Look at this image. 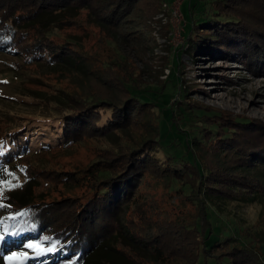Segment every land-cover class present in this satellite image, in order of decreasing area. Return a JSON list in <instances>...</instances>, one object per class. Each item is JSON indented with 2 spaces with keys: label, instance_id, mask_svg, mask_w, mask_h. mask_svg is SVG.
<instances>
[{
  "label": "trees",
  "instance_id": "16d2710c",
  "mask_svg": "<svg viewBox=\"0 0 264 264\" xmlns=\"http://www.w3.org/2000/svg\"><path fill=\"white\" fill-rule=\"evenodd\" d=\"M140 1L0 0V73L15 74L33 66L54 73L71 70L90 81L83 54L53 37L63 26H73L83 11L90 24L111 34L132 20ZM179 10L185 25L183 44L175 48L171 61L170 77L176 84L181 81L176 75L184 51L237 55L251 73L264 77V0H182ZM110 65L128 71L123 62L106 66ZM117 70L110 71L123 97L92 89L80 96L54 93L53 98L24 91L23 96L46 102L50 112L16 117L10 128H0V174L16 166L26 170L31 181L20 192L0 188V255L17 254L7 264L48 259L49 264H100L95 258L105 249L122 264H140L141 258L161 264H264V128H246L248 120L224 119L220 112L184 102L162 88L142 87L130 72L121 75ZM36 81L29 76V82ZM78 89L83 91V85ZM176 92L187 91L178 87ZM154 109L160 118H154ZM42 123L46 131L38 129ZM43 133L55 134L57 145L39 140ZM83 139H116L119 146L102 148L105 155L98 154L69 180L58 170L50 177L43 175L50 171L42 163L47 161L44 155L54 148L67 151ZM31 171L41 173L36 179L45 180L49 190L61 185L58 193L67 195L58 198V205H66L54 209L50 203H56L44 202ZM146 178L187 198L195 210L193 238L184 239L182 227L162 232L155 209L140 207L145 202L141 191L150 186ZM8 180L3 179L5 184ZM252 205L261 206L262 217L253 229L242 228L229 216L231 207ZM139 223L150 230L148 236L135 229ZM165 241H170L168 255L160 251ZM107 252L103 264H109Z\"/></svg>",
  "mask_w": 264,
  "mask_h": 264
},
{
  "label": "rangeland",
  "instance_id": "374dc122",
  "mask_svg": "<svg viewBox=\"0 0 264 264\" xmlns=\"http://www.w3.org/2000/svg\"><path fill=\"white\" fill-rule=\"evenodd\" d=\"M181 2L182 0H168L166 4L164 0L162 2H159V0H142L135 7L132 20L126 22L124 26L123 24L120 25L111 34L90 24L85 11L79 13L74 25L63 26L58 31L57 36L53 37V41L62 45L67 43L71 45L73 50L82 53V61L90 65L91 71L89 74H92V79L87 82L85 81L86 77H78L71 70L54 73L49 72L48 69H34L33 66H29L30 69L16 71V76L13 72L0 73V128H10L16 117L24 119L38 116L46 110V114L50 112L46 102L36 101L22 95L28 90L41 92L46 98H49V96L53 98L54 93L63 96L64 91L80 96L87 89H92L93 92L96 91L104 96L114 94L120 97L125 96L124 90L121 92H119L120 88L116 90L118 85L114 83L115 73L110 71L111 68L118 69L119 74L130 72L134 76V80L142 87L151 90H161L162 88L171 96H180L184 102L191 101L194 106L205 108L209 112H220L224 119L248 120L246 128H254L255 126L264 128V77L251 73L240 56L207 55L205 53L196 54L184 51L180 55L176 75L181 81L176 84L174 77H170V70H173L171 61L175 54L174 50L180 48L183 44L185 24L179 10ZM121 35L124 38H121ZM112 61L118 62L119 65L120 62H123L128 71L122 70L120 66V69L118 66L110 65L107 67V63ZM14 64L18 65L16 62ZM11 66L14 67L13 64ZM30 75H34L37 81L29 82ZM82 85L83 91L78 89ZM102 85L103 87H101ZM178 87H185L186 94L181 92L180 95H177L176 90ZM183 95L185 96L183 97ZM153 112L154 118H160L161 113L157 109H154ZM221 122L225 124L224 120ZM26 125L36 126L35 124ZM166 126H168L167 121L164 128ZM42 128L46 131L48 127L42 123L38 126V129ZM135 128H139L137 129L138 132L141 131L140 126H135ZM142 128L147 127L143 126ZM38 139L44 140L52 146L57 145L55 134L43 133ZM120 141L122 143V139ZM118 142L114 139L111 142L104 141V144L102 141L94 142L83 139L67 151H59L54 148V150H51V154L48 153L43 156H47L44 158L47 161L42 160V163L50 170L48 174L43 175L50 177L58 170L62 172L60 176L64 177L66 175L69 180L74 171L86 168L88 164L96 159L98 154L105 155V151L101 150L102 148H116L119 146L116 145ZM207 147L208 145L205 146L206 149ZM32 162L36 164L37 160L34 158ZM179 164L177 161L176 165L179 166ZM24 171L26 172L23 168L15 166L9 169V173L1 172L0 188L7 186L14 192L23 191L26 185L31 183L29 179L27 180ZM38 174L41 173L31 171L33 184H39L37 190L42 192L44 202L56 203V205L50 203V206L54 209L66 205H58L61 204L58 198L67 195L66 191L58 193L57 189L59 191L63 190L61 185H55L49 190V184L47 186L45 180L39 181L36 179ZM8 177L10 180H8ZM5 178H7L8 184L3 181ZM146 180L150 186L141 191L145 202L140 207L145 208L149 205V211L155 209L154 213L162 232L163 230L166 232L170 227L174 229L182 227L183 238H193V230L190 225L195 210L186 201L187 198L182 193L170 191L150 178H146ZM229 212L231 214L229 216L236 220L239 226L246 229L255 228L262 220L260 215L261 206L259 205L231 207ZM3 215L4 207H0V217ZM135 229L146 236H148L147 232L150 231L146 228V225L141 223L137 224ZM155 231H157V228ZM169 242L165 241L160 245V251L164 252L165 255H168ZM117 246L121 248L119 243ZM102 251L95 258L99 260L100 264L104 263L102 257L106 258L105 252L107 250L103 249ZM175 253L174 251L172 254ZM106 254H109V264H122L113 252L108 251ZM11 256V251L4 253L0 257L2 260L0 263L7 264L6 260L8 259L5 257ZM144 259L141 258L138 262L140 264H161ZM49 260L39 264H49Z\"/></svg>",
  "mask_w": 264,
  "mask_h": 264
},
{
  "label": "snow or ice",
  "instance_id": "6c2138e0",
  "mask_svg": "<svg viewBox=\"0 0 264 264\" xmlns=\"http://www.w3.org/2000/svg\"><path fill=\"white\" fill-rule=\"evenodd\" d=\"M0 239H2V238H0ZM27 247H29V248H38L39 246L38 245L29 244V245H27ZM5 258L8 259L9 262H11V260L17 258V254L13 253L11 257H5ZM20 258H25V257H23V254H21Z\"/></svg>",
  "mask_w": 264,
  "mask_h": 264
},
{
  "label": "bare ground",
  "instance_id": "6f19581e",
  "mask_svg": "<svg viewBox=\"0 0 264 264\" xmlns=\"http://www.w3.org/2000/svg\"><path fill=\"white\" fill-rule=\"evenodd\" d=\"M250 101H251V100H250ZM250 103H251V102H250ZM252 105H253V104H252ZM252 105H251V106H252ZM254 106H255V105H254Z\"/></svg>",
  "mask_w": 264,
  "mask_h": 264
},
{
  "label": "built area",
  "instance_id": "2783aa9c",
  "mask_svg": "<svg viewBox=\"0 0 264 264\" xmlns=\"http://www.w3.org/2000/svg\"><path fill=\"white\" fill-rule=\"evenodd\" d=\"M178 22H180V21H178Z\"/></svg>",
  "mask_w": 264,
  "mask_h": 264
}]
</instances>
